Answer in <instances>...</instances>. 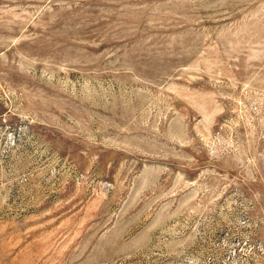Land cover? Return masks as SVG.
Returning a JSON list of instances; mask_svg holds the SVG:
<instances>
[{"label":"rangeland","instance_id":"rangeland-1","mask_svg":"<svg viewBox=\"0 0 264 264\" xmlns=\"http://www.w3.org/2000/svg\"><path fill=\"white\" fill-rule=\"evenodd\" d=\"M0 264H264V0H0Z\"/></svg>","mask_w":264,"mask_h":264}]
</instances>
